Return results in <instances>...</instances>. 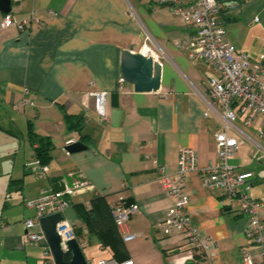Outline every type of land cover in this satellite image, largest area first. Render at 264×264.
Segmentation results:
<instances>
[{"label":"crops","instance_id":"0c3cea01","mask_svg":"<svg viewBox=\"0 0 264 264\" xmlns=\"http://www.w3.org/2000/svg\"><path fill=\"white\" fill-rule=\"evenodd\" d=\"M217 1L227 39L258 59L264 52V0ZM31 12L42 19L43 28L0 29V264H43V247L26 240L23 221L33 211L24 202L53 188L51 180L57 177L68 185L81 178L93 185L69 198L64 212L88 264L102 258L133 259L135 264H241L240 248L248 245L247 216L222 191L206 189L200 170L187 175L185 191L189 219L205 243L200 246L204 259L192 260L201 248L179 235H165L159 227L173 201L148 157L156 158L166 174L176 171L183 147L196 150L200 168L215 159L218 123L205 115L202 98L213 72L178 47L190 27L156 0H12L14 17ZM145 35L161 64L157 92H137L119 77L121 51L141 52ZM24 90L34 105L15 110L13 105L26 97ZM94 90L107 92L106 120L94 110ZM66 113L82 117L85 141L68 129ZM28 121L53 142L42 178L30 170L35 155L27 138ZM257 126L250 133L263 149L246 142L230 163L237 171L253 173L249 195L264 204V141L257 139ZM71 138L87 149L68 153L65 141ZM98 195H105L109 204L131 198L138 205L124 230L135 237L122 238L121 256L103 247L73 208L88 207Z\"/></svg>","mask_w":264,"mask_h":264},{"label":"built area","instance_id":"2783aa9c","mask_svg":"<svg viewBox=\"0 0 264 264\" xmlns=\"http://www.w3.org/2000/svg\"><path fill=\"white\" fill-rule=\"evenodd\" d=\"M156 2L172 9L173 13L191 29L189 36L178 43L179 49L184 51L190 60L210 65L213 73L207 80L208 89L202 94V98L206 103L205 115H213L218 123V128L213 134L215 159L205 167H199L197 152L192 147H183L179 150L176 171L171 174L164 172L156 158L148 157L157 169L163 190L173 201L159 227L163 234L179 235L187 244L196 245L201 248L200 252H203L202 247L205 243L200 240L197 227L189 219L186 210L189 198L185 191L187 175L200 170L202 184L206 189L222 191L238 210L247 216L244 233L248 245L240 248L241 264H264V220L261 217L264 204L249 195L254 182L253 173L237 171L230 163L240 146L246 142H253L259 150L263 149L252 137L250 129L257 123V139L264 141V52L254 60L245 52L239 51L227 39V29L217 0H156ZM254 20L257 21L258 18ZM33 26L38 28L44 26L42 19L34 12L23 18L14 17L11 12L3 13L0 20V29L14 27L18 31H24L30 30ZM149 42L150 36L145 35L141 52L144 48V54L158 61V56L149 46ZM90 85L93 86V82H90ZM24 93L26 97L13 105L15 110L34 105V101L27 97L28 90H24ZM90 95L96 114L102 120H106L107 92L94 90ZM74 142L76 140L71 138L65 141V145ZM30 170L36 177L42 178L48 168L35 158L30 164ZM92 189V183L81 178L76 179L73 185L64 183V189L61 191L48 188L43 190L39 197L24 202L25 206L33 211V215L23 221L26 240L43 247V264L55 263L41 229L40 219L56 213L63 216L56 224V232L60 237L62 249L66 250V242L75 238L73 226L64 217V212L70 206L69 198ZM110 208L116 226L122 231L123 240L133 239L135 235L124 230L130 215L138 211V205L125 207L122 201H118L111 203ZM92 264L135 263L133 259L118 261L113 258H102Z\"/></svg>","mask_w":264,"mask_h":264},{"label":"water","instance_id":"95a60500","mask_svg":"<svg viewBox=\"0 0 264 264\" xmlns=\"http://www.w3.org/2000/svg\"><path fill=\"white\" fill-rule=\"evenodd\" d=\"M12 11V0H0V12L10 13ZM119 77L122 81L132 84L137 92H157L161 81V64L152 57L142 53H133L129 50H122L120 54ZM82 142L76 141L66 145L68 153H77L86 150ZM53 189L61 191L64 189V182L59 177L51 180ZM133 204L131 198L124 200V206ZM63 219L59 213L44 216L40 219L47 244L53 254L55 264H88L79 242L72 238L68 240L67 249L61 247V240L56 232V224Z\"/></svg>","mask_w":264,"mask_h":264},{"label":"trees","instance_id":"16d2710c","mask_svg":"<svg viewBox=\"0 0 264 264\" xmlns=\"http://www.w3.org/2000/svg\"><path fill=\"white\" fill-rule=\"evenodd\" d=\"M64 118L68 129L78 133V140L85 141V136L82 134V117L78 118L73 114L66 113ZM27 138L34 147V155L39 163L43 165L48 164L52 158L53 142L51 138L49 136L38 135L34 131L31 121L27 123ZM73 208L84 222L87 231L93 233L103 247L109 248L114 256H121L124 253L122 236L114 222L110 204L107 202L105 195L93 197L89 201L88 207L83 204H74ZM80 234L81 230H76V235L80 236ZM203 259V252L193 254L192 260L195 262ZM188 264L195 263L191 262Z\"/></svg>","mask_w":264,"mask_h":264},{"label":"rangeland","instance_id":"374dc122","mask_svg":"<svg viewBox=\"0 0 264 264\" xmlns=\"http://www.w3.org/2000/svg\"><path fill=\"white\" fill-rule=\"evenodd\" d=\"M27 144V143H26ZM86 253H87V251H86Z\"/></svg>","mask_w":264,"mask_h":264}]
</instances>
